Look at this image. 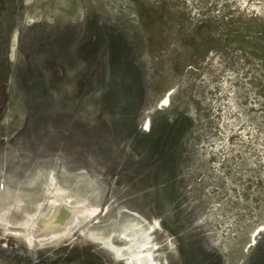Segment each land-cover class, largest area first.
I'll return each instance as SVG.
<instances>
[{"label": "rangeland", "instance_id": "rangeland-1", "mask_svg": "<svg viewBox=\"0 0 264 264\" xmlns=\"http://www.w3.org/2000/svg\"><path fill=\"white\" fill-rule=\"evenodd\" d=\"M138 254L264 264V0H0V264Z\"/></svg>", "mask_w": 264, "mask_h": 264}, {"label": "bare ground", "instance_id": "bare-ground-1", "mask_svg": "<svg viewBox=\"0 0 264 264\" xmlns=\"http://www.w3.org/2000/svg\"><path fill=\"white\" fill-rule=\"evenodd\" d=\"M168 102H169V98L165 97L163 99V101H162L163 106H167ZM60 215H61V213H60ZM144 242H145V239H141V240H139V242L137 244L138 245H142ZM121 256H123V255H121ZM142 258H143L142 254H138V255L133 256L132 264H142V263H144L145 261H143Z\"/></svg>", "mask_w": 264, "mask_h": 264}, {"label": "water", "instance_id": "water-1", "mask_svg": "<svg viewBox=\"0 0 264 264\" xmlns=\"http://www.w3.org/2000/svg\"><path fill=\"white\" fill-rule=\"evenodd\" d=\"M64 220H65V216L64 215H61V220H60V223L63 224L64 223ZM57 228V226H55ZM60 229V227H59ZM58 231V230H56Z\"/></svg>", "mask_w": 264, "mask_h": 264}, {"label": "trees", "instance_id": "trees-1", "mask_svg": "<svg viewBox=\"0 0 264 264\" xmlns=\"http://www.w3.org/2000/svg\"><path fill=\"white\" fill-rule=\"evenodd\" d=\"M171 124V128L175 130V127L177 126V121H173Z\"/></svg>", "mask_w": 264, "mask_h": 264}]
</instances>
